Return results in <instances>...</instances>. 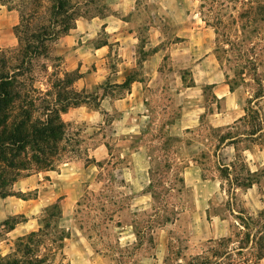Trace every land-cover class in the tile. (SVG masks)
I'll use <instances>...</instances> for the list:
<instances>
[{"label":"rangeland","instance_id":"374dc122","mask_svg":"<svg viewBox=\"0 0 264 264\" xmlns=\"http://www.w3.org/2000/svg\"><path fill=\"white\" fill-rule=\"evenodd\" d=\"M116 1L106 0L112 5ZM106 2L97 0L96 7L87 4L82 9L88 16H106ZM201 4L135 0L127 29L138 39L135 75L144 82L139 99L90 100L62 118L69 124L68 136L78 143L68 146L54 170L23 175L13 185L15 195L0 197V223L17 218L15 229L7 234L0 227L1 255L10 252L15 238L37 230L42 210L58 199L60 227L69 238L63 256L51 264H186L207 249L208 241L235 232L239 211L256 217L264 209V145L240 146L251 173L250 188L228 193L220 177L221 166L232 171L234 150L227 145L216 149L210 128H225L241 117L245 93L229 92L225 84L214 54L215 31L203 21L212 20L211 14L206 16L208 7ZM240 9L237 3L236 11ZM226 12L236 13L230 8ZM17 49L18 44L4 51ZM119 60L117 54L109 58L111 69ZM46 65L48 75L36 69L35 86L42 91L53 81L51 74L63 71L60 62ZM113 85H99L98 98L100 93L125 95L124 88ZM161 135L174 139L166 145L168 150H159L165 141ZM150 153L156 165L170 161L168 178H183L181 191L169 198L175 211L169 222L158 218L163 212L147 190ZM234 172L241 167L236 165ZM29 176L32 182L25 180ZM85 195L105 203V212L77 206ZM78 209L82 212L75 215ZM109 214L112 221H105ZM257 264H264V258Z\"/></svg>","mask_w":264,"mask_h":264},{"label":"trees","instance_id":"16d2710c","mask_svg":"<svg viewBox=\"0 0 264 264\" xmlns=\"http://www.w3.org/2000/svg\"><path fill=\"white\" fill-rule=\"evenodd\" d=\"M15 1L18 3L13 5ZM96 1L0 0L8 8H16L20 16L14 29L18 49L0 51L2 198L15 195L13 185L23 175L54 170L68 146L72 142L78 143L68 136L69 124L61 115L71 108L88 106L90 100H98L97 93L88 94L73 88V83L80 76L77 71L51 74L53 81H48L49 87L44 91L35 86L36 74L38 70L48 75L46 62L60 61L57 57L51 58L49 47L67 35L78 18L97 16H88L87 9H82L87 4L96 7ZM226 1L233 5H226L225 0H202L201 8L206 4L209 12L206 16L211 14L212 20L205 18L203 21L215 31L214 54L229 92L242 89L245 93L243 115L225 128H210V136L217 143L216 149L227 145L234 150L230 164L232 171L224 165L219 169L230 193L232 189L250 188L252 185L251 173L245 167L240 146L245 145L248 149L249 145H264V0ZM237 3L241 4L239 11H236ZM229 8L236 13H227ZM129 84L130 77L113 86L129 89ZM212 99L216 101L215 96ZM160 137L165 141L159 150H168L166 145L174 139ZM155 150L152 148L150 151L154 153ZM151 153L147 190L163 212L158 218L169 222L171 215H175L169 198L173 191H181L183 178L179 175L168 178L167 174L172 171L170 161L156 165L151 160ZM236 165L241 167V172H234ZM177 185H180L179 189ZM91 197L85 195L83 203H77V206L84 205L93 212H105V203L98 199L92 201ZM113 205L116 206L115 203ZM81 212L78 209L75 215ZM239 213L242 216L236 217L239 224L235 232L208 241L207 249L186 264H257L261 261L264 258V209L256 217L244 211ZM61 218L62 207L58 199L42 210L41 226L37 230L15 238L10 252L0 254V264H51L57 256L62 257L69 232L60 227ZM105 218V221H112L113 214ZM16 219L8 218L0 223L4 234L15 228Z\"/></svg>","mask_w":264,"mask_h":264},{"label":"crops","instance_id":"0c3cea01","mask_svg":"<svg viewBox=\"0 0 264 264\" xmlns=\"http://www.w3.org/2000/svg\"><path fill=\"white\" fill-rule=\"evenodd\" d=\"M103 6L110 10L108 15L78 18L74 28L67 35L51 44L49 54L60 59L63 72L77 71L80 74L73 83L76 91L95 94L99 85H105L107 82L120 85L130 77L129 89L124 88L125 95L114 97L100 93L98 100H138L144 83L135 75L138 39L136 33H129L127 29V19L133 14L135 0H117L114 5L106 2ZM19 18L16 8H8L0 2V51L17 45L14 29L19 24ZM145 49L143 47V50ZM115 54L121 60L113 70L108 60ZM150 55L147 54V59ZM143 63H146V59ZM81 108L80 106L69 109L61 117L74 115ZM30 178L31 176L26 177L25 180ZM30 180L29 182H32V179Z\"/></svg>","mask_w":264,"mask_h":264}]
</instances>
